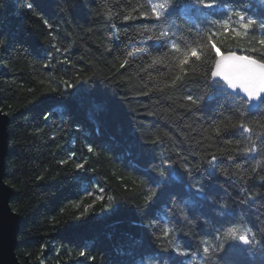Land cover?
Wrapping results in <instances>:
<instances>
[{
    "label": "trees",
    "instance_id": "1",
    "mask_svg": "<svg viewBox=\"0 0 264 264\" xmlns=\"http://www.w3.org/2000/svg\"><path fill=\"white\" fill-rule=\"evenodd\" d=\"M231 2L221 0L209 19L224 18ZM184 3L177 0L168 21L176 35L158 39L155 18L133 13L137 18L124 19L133 7L146 10L147 0H0L1 108L9 115L5 180L22 217L17 254L23 264H153V258L189 264L199 257L159 247L164 224L177 229L178 245L195 252L198 240L226 220L246 223L262 241L237 252L235 264H264V181L258 178L264 170L251 171L264 158V139L256 141L257 153L237 155L236 145L224 141L245 147L247 133L230 128L216 136L213 130L231 114L230 100L206 99L187 109L183 97L203 95V78L160 91L168 69L146 67L167 51L170 38L191 39L208 26L203 17L182 13ZM235 3L264 14V0ZM262 32L226 37L221 51L248 54L242 48ZM262 116L264 108L248 119ZM225 149L234 160L221 154ZM156 180L163 183L146 200ZM219 203L228 204L227 217ZM88 204L93 207L81 215Z\"/></svg>",
    "mask_w": 264,
    "mask_h": 264
},
{
    "label": "snow or ice",
    "instance_id": "2",
    "mask_svg": "<svg viewBox=\"0 0 264 264\" xmlns=\"http://www.w3.org/2000/svg\"><path fill=\"white\" fill-rule=\"evenodd\" d=\"M176 5L177 0H147L146 10L145 5L133 7L132 11L124 16V19L137 18L133 13H138L140 17L144 18H155L161 24L158 39L170 35L175 36L176 34L171 32V28L168 26V21L176 11ZM220 5L221 0H185L180 11L182 13L193 12L197 17H203L208 26L198 30L191 39L183 35L176 39L170 38L166 45L167 51L151 57V62L146 67L161 66L168 69L169 78L164 81L163 88L158 89L160 91L176 89L193 76L203 78L207 86L203 95L193 97L189 94L183 97V100L188 103L182 107L187 109H191L193 106L198 107L206 99L225 98L230 100L232 102V106L229 108L231 114L225 116L224 121L214 126V133L216 136H221L230 128L247 133L245 139L248 144L245 147H240V140H225L224 143L235 144L236 148L232 151L237 155L249 156L261 150V146L256 141L264 139V116L260 119H248L252 113L264 108V32L259 38L252 35L249 46L242 48L248 54L238 55L233 50L224 52L221 51V47L226 37L230 36L234 40L245 39L249 38L254 29H264V14L257 17L249 8L237 5L235 0H232L230 5L224 9V18L209 19L216 15V10L220 8ZM128 55L131 56L133 53H128ZM124 63L126 64L127 61ZM121 67H124V64H121ZM88 151L92 152L94 149L89 146ZM232 151L225 149L221 154H226L228 160H234L235 156ZM216 160L217 156L213 155L212 160L209 161L213 170L215 166L212 161ZM62 163H67V161H62ZM165 163L167 168L172 167L171 162ZM75 167L81 169L84 164L77 163ZM240 167L237 165L238 169ZM185 169L191 171L187 165H185ZM258 169L264 170V158L257 160L251 171L257 173ZM221 172L225 176L229 175L227 169H221ZM167 174L164 167L159 169L160 177H165ZM232 175H236V173H232ZM241 178L243 179V177ZM253 178L252 175L248 176L249 180ZM258 178L264 181V175H258ZM153 183L157 187L148 188L146 200H151L157 195V189L163 181L156 180ZM197 190L200 193L204 192L203 187H199ZM99 191L103 192V189L100 188ZM95 199L103 200L104 197L96 196ZM112 199V197H108L110 202ZM241 202L247 203L246 200ZM94 203L95 201H93ZM93 204L86 205L81 215L87 213ZM107 207L108 205H105V208ZM218 211L227 217L228 204L219 203ZM185 219H187L186 215ZM176 232L177 229L174 226L165 223L156 235L159 247L164 251L172 249L182 256L199 257V260H191L189 264H235L234 256L237 252L253 251L262 243L257 239V233L251 227L246 223L234 220H226L219 228H214L210 236L201 237L195 252L189 251L191 245L181 247L176 243ZM80 255L83 256L84 253L81 252ZM153 264H155L154 258Z\"/></svg>",
    "mask_w": 264,
    "mask_h": 264
},
{
    "label": "water",
    "instance_id": "3",
    "mask_svg": "<svg viewBox=\"0 0 264 264\" xmlns=\"http://www.w3.org/2000/svg\"><path fill=\"white\" fill-rule=\"evenodd\" d=\"M236 53L242 54L237 51ZM8 125L9 115L1 108L0 91V264H23L17 254L22 217L11 205L13 189L5 180L9 149Z\"/></svg>",
    "mask_w": 264,
    "mask_h": 264
}]
</instances>
